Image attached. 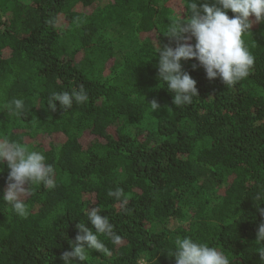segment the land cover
I'll use <instances>...</instances> for the list:
<instances>
[{
	"label": "trees",
	"instance_id": "trees-1",
	"mask_svg": "<svg viewBox=\"0 0 264 264\" xmlns=\"http://www.w3.org/2000/svg\"><path fill=\"white\" fill-rule=\"evenodd\" d=\"M186 7L187 0H0V138L43 151L56 185H31L28 215L17 216L2 199L9 170L0 164V264H63L76 225L92 227V207L122 242L101 236L112 255L91 250L78 264H175V240L185 236L231 264H264L255 245L264 223V23L242 37L255 61L234 85L182 61L198 96L175 106L158 77L156 48L169 43L167 26ZM80 85L87 103L47 107L52 93ZM13 99L24 100L20 117L6 107ZM116 188L126 205L108 196Z\"/></svg>",
	"mask_w": 264,
	"mask_h": 264
},
{
	"label": "clouds",
	"instance_id": "clouds-1",
	"mask_svg": "<svg viewBox=\"0 0 264 264\" xmlns=\"http://www.w3.org/2000/svg\"><path fill=\"white\" fill-rule=\"evenodd\" d=\"M234 15L230 18L228 11ZM254 17L255 20H251ZM264 23V0H205L198 5L196 0H187L185 12L173 19L167 26L164 37L169 43L156 48L158 55V77L173 94V104H191L198 96L196 81L183 70L182 61L196 60L205 70L209 80L220 78L225 85H234L245 79L254 64L255 57L245 46L244 35L251 33L253 23ZM195 43H191V41ZM175 43V47L171 46ZM197 65H193V69ZM88 93L83 85L71 92L52 93L47 107L51 112L60 107L70 109L75 104H85ZM159 109L160 104L153 99L149 104ZM8 111L20 117L25 110L23 99H13L6 105ZM7 163L8 176L2 199L20 217L28 215L25 199L31 195V185L42 184L54 188L55 169L47 162L43 151L29 150L23 144L7 137L0 138V164ZM27 185V187H25ZM108 196L121 206L127 204L122 188L109 190ZM264 216V209H258ZM88 221L92 227L80 222L75 243L65 251L60 259L63 264L86 262L91 250L111 256L112 252L100 239L104 236L114 245L122 242V237L114 231L107 216L101 215L99 207L88 208ZM94 229V230H93ZM255 245L261 260H264V223L259 225ZM175 264H231L229 257L216 247L194 241L191 237H177L172 253Z\"/></svg>",
	"mask_w": 264,
	"mask_h": 264
},
{
	"label": "rangeland",
	"instance_id": "rangeland-1",
	"mask_svg": "<svg viewBox=\"0 0 264 264\" xmlns=\"http://www.w3.org/2000/svg\"><path fill=\"white\" fill-rule=\"evenodd\" d=\"M32 148H36V144H33V147Z\"/></svg>",
	"mask_w": 264,
	"mask_h": 264
}]
</instances>
